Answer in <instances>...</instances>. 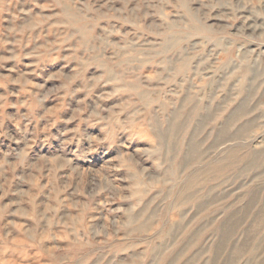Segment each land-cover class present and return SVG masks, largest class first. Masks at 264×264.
I'll return each mask as SVG.
<instances>
[{"label": "rangeland", "instance_id": "rangeland-1", "mask_svg": "<svg viewBox=\"0 0 264 264\" xmlns=\"http://www.w3.org/2000/svg\"><path fill=\"white\" fill-rule=\"evenodd\" d=\"M0 264H264V0H0Z\"/></svg>", "mask_w": 264, "mask_h": 264}, {"label": "bare ground", "instance_id": "bare-ground-1", "mask_svg": "<svg viewBox=\"0 0 264 264\" xmlns=\"http://www.w3.org/2000/svg\"><path fill=\"white\" fill-rule=\"evenodd\" d=\"M233 154H235V153H233ZM229 156H231V157L228 158L227 161L221 162L218 165L216 164L217 166L214 167L213 170L210 169L211 171L207 172L206 175L210 176V174H211L212 176L215 175L216 177L224 176L227 171L229 172L230 169L235 168L242 161V158H238V157H235L232 155H229ZM196 184L197 183L195 181H191L189 187H195Z\"/></svg>", "mask_w": 264, "mask_h": 264}]
</instances>
